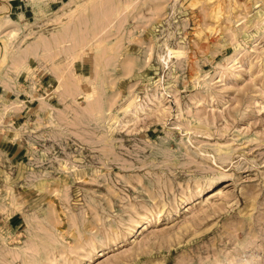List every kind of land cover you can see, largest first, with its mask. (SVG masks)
Here are the masks:
<instances>
[{
  "label": "rangeland",
  "instance_id": "rangeland-1",
  "mask_svg": "<svg viewBox=\"0 0 264 264\" xmlns=\"http://www.w3.org/2000/svg\"><path fill=\"white\" fill-rule=\"evenodd\" d=\"M0 264H264V0H0Z\"/></svg>",
  "mask_w": 264,
  "mask_h": 264
}]
</instances>
